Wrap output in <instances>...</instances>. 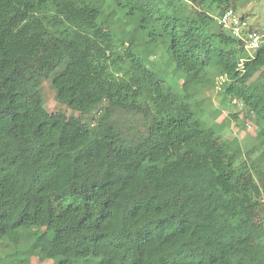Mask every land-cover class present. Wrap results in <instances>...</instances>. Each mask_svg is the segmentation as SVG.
Instances as JSON below:
<instances>
[{
	"label": "trees",
	"instance_id": "obj_1",
	"mask_svg": "<svg viewBox=\"0 0 264 264\" xmlns=\"http://www.w3.org/2000/svg\"><path fill=\"white\" fill-rule=\"evenodd\" d=\"M242 2L0 0V264H264V169L247 163L264 44L245 49L264 27ZM216 87L262 123L247 150L204 120Z\"/></svg>",
	"mask_w": 264,
	"mask_h": 264
},
{
	"label": "rangeland",
	"instance_id": "obj_2",
	"mask_svg": "<svg viewBox=\"0 0 264 264\" xmlns=\"http://www.w3.org/2000/svg\"><path fill=\"white\" fill-rule=\"evenodd\" d=\"M238 7L239 13H243L247 17V21L250 25L259 26L260 29L264 27V0H243ZM153 61L156 64V68H162L166 65V58L163 51L153 56ZM178 82L174 85V91H180V84ZM219 88L204 93L198 102L205 108L206 116L205 122L210 124L223 140H230L237 138L241 144L243 150H247L249 147L255 144L258 128L262 125L261 121L253 114L244 108L239 103H231L228 107L224 108L221 105V96ZM42 94L44 98V108L48 113L55 112L57 110V102L49 88L48 82L42 85ZM214 110H219L221 115L211 120V116ZM76 116L80 117L79 114ZM247 163L250 168L260 167L264 169V148L261 153H255L251 158L247 159ZM10 248L6 245L0 247V257L5 252H9ZM27 264H51V262L39 255H33L27 260Z\"/></svg>",
	"mask_w": 264,
	"mask_h": 264
},
{
	"label": "built area",
	"instance_id": "obj_3",
	"mask_svg": "<svg viewBox=\"0 0 264 264\" xmlns=\"http://www.w3.org/2000/svg\"><path fill=\"white\" fill-rule=\"evenodd\" d=\"M219 23L225 29H232V33L238 37L239 39L242 38L240 33L241 28L245 27L244 23H240L239 16L230 11H227L223 17L219 20ZM249 41L247 42L245 49H256L261 47L264 44V34L262 33H253L249 36Z\"/></svg>",
	"mask_w": 264,
	"mask_h": 264
}]
</instances>
